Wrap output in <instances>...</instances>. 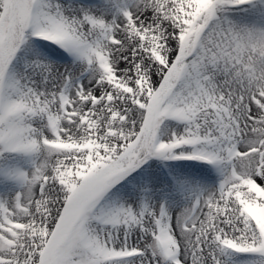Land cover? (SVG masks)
Returning a JSON list of instances; mask_svg holds the SVG:
<instances>
[{"label":"snow or ice","instance_id":"6c2138e0","mask_svg":"<svg viewBox=\"0 0 264 264\" xmlns=\"http://www.w3.org/2000/svg\"><path fill=\"white\" fill-rule=\"evenodd\" d=\"M0 264H264V0H0Z\"/></svg>","mask_w":264,"mask_h":264}]
</instances>
